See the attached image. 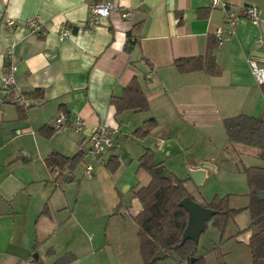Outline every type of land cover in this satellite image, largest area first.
Returning <instances> with one entry per match:
<instances>
[{
    "label": "crops",
    "instance_id": "1",
    "mask_svg": "<svg viewBox=\"0 0 264 264\" xmlns=\"http://www.w3.org/2000/svg\"><path fill=\"white\" fill-rule=\"evenodd\" d=\"M95 1L0 0V264H31L34 256L38 264H143L134 221L142 205L134 192L150 181L139 166L148 150L202 205L215 196H229L233 209L249 204V189L209 184L218 159H227L231 171L239 166L246 184L244 168L264 169V150L230 141L224 127L237 116L264 120V95L248 64L252 59L264 67V46L256 43L264 40V0H223L241 15L254 6L260 16L256 22L240 17L233 34L216 46L214 33L225 26V14L209 0H111L109 15L87 28ZM29 18L46 33L27 30ZM8 19L18 24L12 32ZM64 28L70 33L60 39ZM209 52L217 75L181 73L174 65ZM9 54L17 71L7 94L1 84ZM134 80L147 109L117 113L113 99ZM16 103L25 107L23 116ZM57 115H80L85 130L65 124L42 133ZM148 120L155 123L148 135H135ZM100 126L114 131V146L104 154L106 163L87 176L78 167ZM51 153H82V160L71 171H50L45 159ZM245 155L256 161L244 165ZM111 158L118 164L113 172L106 166ZM195 170L203 172L198 183L189 175ZM240 195L246 202L236 205ZM243 212L250 224L249 211ZM236 217L223 234L212 226L199 236L197 254L207 264H228L217 248L230 240L237 247L231 264H253L249 224H232Z\"/></svg>",
    "mask_w": 264,
    "mask_h": 264
},
{
    "label": "trees",
    "instance_id": "2",
    "mask_svg": "<svg viewBox=\"0 0 264 264\" xmlns=\"http://www.w3.org/2000/svg\"><path fill=\"white\" fill-rule=\"evenodd\" d=\"M214 45L217 43L214 39ZM174 65L181 73L203 70L208 75L219 73L215 58L211 52L206 56L179 58L174 60ZM264 95V84L260 85ZM113 104L117 113L124 110L142 111L147 109L145 96L137 82L132 81L126 88L122 97L114 98ZM20 116L24 115L25 107L16 103ZM153 120L146 121L135 132L139 137L148 135L154 126ZM224 127L230 141L245 143L264 150V120L248 116H237L224 121ZM46 135H51L53 129L43 127L40 130ZM82 160V153L73 157H64L58 153H51L45 159L46 167L58 172L71 171ZM117 161L110 159L106 166L110 171H115ZM140 168L150 175L149 183L134 192V196L142 205V210L134 217L138 226L139 249L143 264H154L156 260L175 253L179 261H187L189 264H207L206 260L199 256L198 240L186 239L183 231L187 225L188 214L179 205V202L189 196L184 186V181L163 172L158 171L160 166L154 161L151 151H146L139 159ZM249 189V204L241 209H233L229 206V196H215L212 201L205 204L214 212L213 227L224 233L226 226L240 212L247 210L250 214L249 229L251 236L249 247L253 264L264 261V199H259L258 192L264 190V169L249 167L244 168ZM192 198V197H191ZM193 199V198H192ZM205 230L200 234L202 235ZM162 253V255H159Z\"/></svg>",
    "mask_w": 264,
    "mask_h": 264
},
{
    "label": "built area",
    "instance_id": "3",
    "mask_svg": "<svg viewBox=\"0 0 264 264\" xmlns=\"http://www.w3.org/2000/svg\"><path fill=\"white\" fill-rule=\"evenodd\" d=\"M210 7L220 8L225 14V26L218 28L215 33V41L217 45H221L223 41L233 34V27L235 22L240 17H245L251 22H256L259 20V10L254 6H248L244 9L243 15L230 9L229 5L223 0H209ZM113 9V3L111 0H96L91 7L89 17L85 26L87 28H93L97 25L100 18L107 17L110 11ZM123 17L128 16V12L122 14ZM8 31L12 32L17 27L18 24L12 20L8 19L5 22ZM23 26L32 33L37 35H44L46 33L45 28L42 23L35 18H29L23 22ZM70 30L64 28L60 31V39L68 35ZM258 46H264V40L258 38L256 41ZM7 58L10 60L9 63L4 67V73L2 77L1 88L4 92L9 94L16 86V64L12 61V55L9 54ZM248 64L250 66L251 73L254 77L256 84L259 86L264 84V67L259 66L254 60L248 59ZM21 101V99H18ZM65 124L69 128L77 133H81L85 130L86 122L80 116L76 115L72 119H67L64 115H57L51 122V127L53 130L61 129ZM89 147L84 152V174L91 176L93 172V167L95 164H105L106 160L104 154L113 148L114 146V131L106 128L105 126H100L89 136ZM178 264H189L187 261H179Z\"/></svg>",
    "mask_w": 264,
    "mask_h": 264
},
{
    "label": "rangeland",
    "instance_id": "4",
    "mask_svg": "<svg viewBox=\"0 0 264 264\" xmlns=\"http://www.w3.org/2000/svg\"><path fill=\"white\" fill-rule=\"evenodd\" d=\"M253 161H256V160H253L250 156H247V155L243 156L242 158V163L244 165H248L252 163ZM216 163L217 165L220 166V168H218L217 171L213 173L212 177L209 180V184H213L214 186L220 187V188L224 186L234 185L233 187L237 191H239V189H241L240 191L248 190L245 177L243 173L241 172V169L239 166H234L233 171H231L230 169H228L229 165H228L227 159H218ZM81 169L82 170L84 169V165L82 166V164L81 166L78 167V171H81ZM238 198L239 199L233 202V203H236V205H243L246 202V200L243 201V198H244L243 196L240 195ZM232 222L236 223L237 226L241 228L245 227L246 225L249 224V215L247 212L242 211L237 215V217L233 221H231V223ZM210 231L211 230L209 229L205 230V232L207 233L204 232L202 235L204 236V234H210L209 233ZM231 242L233 241L232 240H230L229 242L224 241L222 242V246L220 248L219 247L217 248V252L222 254L221 259L223 263L231 264V261H234V258L235 260L237 259L236 256L232 254V251H234L235 248L237 249V247H233V245L230 244ZM198 250H200V247H198ZM239 257L243 259L244 261H246L245 255L244 257H241V256ZM178 259L179 258L177 257L175 253H171L165 257H161L160 259L156 260L154 264H177ZM210 264H213V263L210 261Z\"/></svg>",
    "mask_w": 264,
    "mask_h": 264
},
{
    "label": "water",
    "instance_id": "5",
    "mask_svg": "<svg viewBox=\"0 0 264 264\" xmlns=\"http://www.w3.org/2000/svg\"><path fill=\"white\" fill-rule=\"evenodd\" d=\"M157 169L158 171L163 172L161 166H159ZM202 174L203 172L201 170L190 171L189 173L191 178L196 183L200 181L198 177L201 178ZM258 197L259 199H264V191H259ZM179 205L182 206L188 214L187 225L183 231L184 238L191 240H198L200 234L204 230L212 228L214 223V218H213L214 212L211 209L198 203L189 196L183 198L179 202ZM160 255H162V253H160ZM33 258L35 263H31V264H38L36 256H34Z\"/></svg>",
    "mask_w": 264,
    "mask_h": 264
}]
</instances>
